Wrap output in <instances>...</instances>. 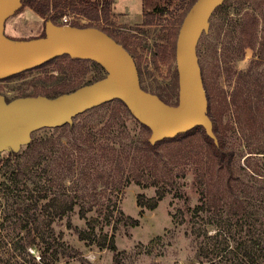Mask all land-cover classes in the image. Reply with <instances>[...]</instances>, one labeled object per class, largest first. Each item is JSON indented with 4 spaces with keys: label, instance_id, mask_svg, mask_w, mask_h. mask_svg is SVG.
Wrapping results in <instances>:
<instances>
[{
    "label": "rangeland",
    "instance_id": "1",
    "mask_svg": "<svg viewBox=\"0 0 264 264\" xmlns=\"http://www.w3.org/2000/svg\"><path fill=\"white\" fill-rule=\"evenodd\" d=\"M189 2L113 0V16L108 22L89 20L70 11L66 15L69 25H100L119 39L134 42L135 46L130 44V47L136 50L138 57L141 56L138 70L142 87L170 103H176L178 71L172 51L175 24ZM160 8L165 11H158ZM250 19L258 22L256 47L246 48L242 54L240 30ZM58 22L62 23L63 18H59ZM44 33L46 25L27 7H21L11 16L4 28V35L14 41L37 38ZM197 49L212 110L222 114L224 124L234 125L235 108L232 103L226 106L225 96H228L227 101L232 102V96L237 95L243 106L241 118L244 129L234 125L236 131H228V143L237 150L235 168L246 185L251 180L248 174H251V169L261 168L264 172L262 157L245 160L252 155L251 151L264 150V105L258 104L259 101L264 102V0H226L211 17L209 31L202 34ZM251 68L250 74L242 79L241 76ZM20 75L3 79L11 87L12 96L25 97L36 93L39 85H33L32 81L44 78V73L38 70ZM103 76L96 68L87 75L86 81ZM115 108V104H104L77 116L72 125L74 130L66 126L51 132L38 130L32 135V141L36 142L33 149L25 147L26 144L12 145L16 157H12L10 166L0 167V264H31L34 256L39 260L45 246L42 243L29 248V253L23 250V236L26 233L23 226L26 224L25 210L28 204L30 214L37 215L50 233V243L46 245L58 248L59 258L53 264H115V252L101 249L99 237L101 234L111 235L118 220L116 244L118 252L122 253L121 264H203L201 262L207 260V255H203L200 249L203 237L199 239L196 235L192 211L201 203V192L205 188L201 175L205 174V184L211 182L216 193L226 187L225 176L216 169L211 170L210 174L209 171L202 172V167L194 160L180 162L175 149L164 145L158 157V166L152 169V173L148 175L146 171V177L132 179L129 185H124L122 175L127 161L124 160L121 167L115 155L132 152L134 147L142 148L138 150L136 162H139L144 156L140 151L144 148L136 145L138 138L135 134L127 136L125 132L123 139H120L123 130L116 122L108 128ZM80 128L93 130L96 141L80 143ZM110 130L111 133L108 132ZM44 138L54 141L40 143ZM115 138L116 143L110 145ZM53 143L55 146H52ZM46 148L71 150L73 155L69 162L72 167L68 169L66 165L62 167L51 159L43 158L44 171L23 174L35 154ZM79 149L83 151L82 154ZM104 150H114L115 153H107V157ZM4 156L1 155L0 161L4 160ZM138 165L135 163L136 168L140 169ZM170 171L175 178L174 184L151 185L154 177ZM127 172L133 173V167L128 168ZM64 176H68L65 182ZM51 180H56V184L49 198L39 201V191ZM62 182L69 196H75L77 203L67 214L58 215L56 212L62 204L58 205V209L46 207L58 191H63ZM254 184L264 188V182ZM158 189L166 190V196L159 205L154 210L142 207L141 202L148 204L151 198L157 197ZM180 210L184 212L182 222L174 218ZM120 211L126 217L137 220L139 225L133 226L131 220L122 222L124 217ZM83 212L85 217H82ZM108 214L110 223L105 219ZM97 218L98 222H95ZM92 226L96 232L94 242L80 239L79 231H89ZM60 243L64 247L60 248ZM70 252H76L78 256L70 257Z\"/></svg>",
    "mask_w": 264,
    "mask_h": 264
},
{
    "label": "trees",
    "instance_id": "2",
    "mask_svg": "<svg viewBox=\"0 0 264 264\" xmlns=\"http://www.w3.org/2000/svg\"><path fill=\"white\" fill-rule=\"evenodd\" d=\"M196 0H190L188 5H186L184 11L180 14L177 23L175 24L174 40H173V58L176 59V44L179 35V31L183 20L193 6ZM112 5L113 0H22V7L30 8L34 13L41 17L44 21V25L48 21H51L57 25H67L62 22L59 23V18H63L68 11L88 18L89 20H103L108 22L112 14ZM160 12L165 10L160 8ZM146 15H151L147 13ZM78 27H97L101 30L108 33L112 36L117 42L122 44L135 58L138 63H140L141 56L138 57L136 50L131 49V46L134 45V42H129L126 39H119L116 35L105 29L100 25L85 24L77 25ZM258 30L257 20L250 19L245 22L240 30L241 35V50L242 54L246 48H255L256 47V36ZM45 36V33L40 36ZM98 69L101 73L106 76L107 72L103 66L99 63L88 60V59H74L69 55H64L59 58H56L40 67H37L33 70H38L44 73V78L39 77L36 80H33V85H39L36 88V93L26 96H38L43 95L48 98H56L60 95L71 93L78 88L86 84H91L99 79L86 81L87 75L92 73L94 69ZM30 70V71H33ZM252 71V68L242 75L241 78H245V75H249ZM26 73V72H25ZM23 73V74H25ZM54 73H56L54 75ZM21 76L16 75L12 78ZM241 80V79H240ZM36 81V82H35ZM240 82V81H239ZM243 84V83H242ZM179 86V84H178ZM242 87V85H241ZM206 88V85H205ZM143 89H145L143 87ZM146 90V89H145ZM147 91V90H146ZM207 91V89H206ZM25 96V97H26ZM207 96L209 99V116L213 121L214 132L218 138V144L210 138L204 127L198 126L192 131L179 135L175 139H165L161 142L152 145L149 141L151 136V130L142 124H140L131 114L127 106L120 100H115L113 102L107 103L106 105L115 104V115L111 118V122L108 126L113 127V123L116 122L118 125L122 126L123 133L122 136H133L137 135L136 145L144 148L140 151L143 153V158L139 159V162H136L138 159V150L142 148L134 147L132 152L125 153L123 155H115L116 162L123 167L124 160L127 162V168L125 173H123L124 185H129L132 179H142L146 177V171L149 172L148 175L152 173V169L158 166V157L161 154L162 146L167 145L175 149L176 158L179 161H185L187 159L194 160L197 165H200L202 172H207L216 169L226 179V187L221 191L216 193L212 188L211 182L205 184L204 178L205 174L201 175L202 185L205 187L202 190L201 203L196 206L192 211V220L194 221V227L196 229V235L200 238L203 237L201 250L203 255H207V260L201 262L203 264H264V188L256 186L254 183L258 184V181L264 182V172L262 173L261 168L251 169V174H249L250 182L246 185L243 183V180L238 176L236 171V159H237V150L230 146L228 143V131H236L234 125H238L242 130L244 129V124L242 122V110L243 106L238 101V96H232V102L227 101L225 96L226 106L232 105L235 108V123L234 125L228 123L227 125L223 123L222 114L220 112H214L212 110V103L210 101V95ZM159 97L168 104L176 105V103H170L164 97ZM261 100V98L259 99ZM263 104L264 102L259 101L258 104ZM74 130L72 125H65ZM65 126L55 129H46L45 131H57L59 129L65 128ZM111 133V130L108 131ZM78 141L80 143H90L95 140L96 137L93 133V130L90 129H81L79 130ZM120 137V136H119ZM53 139L44 138L40 143H48ZM135 140V139H134ZM54 141V140H53ZM118 141V140H117ZM94 142V141H93ZM39 143V144H40ZM52 143V142H51ZM116 143V138L110 141V145ZM36 145V142H30L29 147L33 149ZM55 146V143L52 144ZM195 152L193 153V151ZM107 153H115L114 150ZM79 153L82 154L83 151L79 149ZM250 154L246 157L245 160H251L253 158H260L264 160V150L261 151H251ZM73 152L69 149H49L40 150L39 153L35 154L33 161L25 167L24 173L44 171L42 165V159H51L53 162L60 164L62 167L69 169L71 168V157ZM114 155V154H113ZM263 155V156H259ZM16 157V155H14ZM175 156V155H174ZM108 157V156H107ZM188 160V161H189ZM135 163L140 167L137 169ZM129 164V165H128ZM247 166L250 168V162L248 161ZM133 167L134 172L130 174L127 170ZM245 171V169H243ZM48 173V172H47ZM173 172L164 174L162 176L154 177L151 185L159 186L162 183L174 184ZM208 173V172H207ZM167 176L170 177V180H167ZM68 179V176L63 177V181ZM56 180H51L45 184L43 189L39 191L38 200L48 199L50 191L55 187ZM126 183V184H125ZM139 184L142 182L138 181ZM63 191H58L49 201V204L46 208L54 207L58 209V205L62 204V207L57 210L56 214L64 215L69 211L73 210L76 205L75 196L71 197L68 191L65 189L66 186L62 182ZM166 196V190L158 189L157 197L151 198L148 204L141 202L142 207H149L154 210L159 202ZM23 201V209H24ZM25 210L26 224L23 226L26 230L25 235L23 236V250L29 253V248L41 245L42 252L40 254L39 260H36V257H32L31 264H53L54 260L59 258L58 248L54 246L46 245L50 243L49 232L46 231L44 224L40 221V218L37 215H31L30 205ZM122 217V222L125 220H131L133 226H138L139 222L137 220L126 217L121 211L119 212ZM82 217H85V212L82 213ZM175 220L182 222L184 218V212L180 210L178 214L174 216ZM108 223H110V214L105 218ZM181 219V220H180ZM196 220V221H195ZM98 222V218L95 220ZM118 220L114 227L112 234H101L99 237V245L101 249H109L115 252V264H121L122 253L118 252V247L116 244V232L118 231ZM199 228H196V226ZM71 226V225H70ZM193 227V228H194ZM96 238L95 227L89 231L80 230L79 237L82 240H93ZM60 248L64 247V244H58ZM31 255V254H30ZM70 257H77L76 252H70Z\"/></svg>",
    "mask_w": 264,
    "mask_h": 264
},
{
    "label": "water",
    "instance_id": "3",
    "mask_svg": "<svg viewBox=\"0 0 264 264\" xmlns=\"http://www.w3.org/2000/svg\"><path fill=\"white\" fill-rule=\"evenodd\" d=\"M225 1L196 0L186 14L176 44L178 102L172 105L143 89L135 58L100 28L48 21L43 37L24 41L7 38L5 23L22 7V0H0V80L64 55L95 61L107 72L105 77L56 98L38 95L19 98L7 106L0 103V140L28 144L38 130L73 125L77 116L120 100L140 124L151 130L152 145L198 126L218 144L197 48L202 34L209 31L211 17Z\"/></svg>",
    "mask_w": 264,
    "mask_h": 264
},
{
    "label": "flooded vegetation",
    "instance_id": "4",
    "mask_svg": "<svg viewBox=\"0 0 264 264\" xmlns=\"http://www.w3.org/2000/svg\"><path fill=\"white\" fill-rule=\"evenodd\" d=\"M28 9L31 10L30 8H28ZM12 93H13V91L11 90V87L7 86V82L4 80H0V103L7 106V105H10L15 100H17L19 98H23V97H19V96H12ZM26 97H28V96H26ZM1 122H2V119L0 117V123ZM32 135H33V133H32ZM32 135H31V141L30 142H32V140H33ZM29 143L26 144L25 147H28ZM13 144H16L18 146H22L23 141L15 142V141H12L9 139H3L2 141L0 140V158H1L2 154L5 155L4 160L0 161V167L10 166L12 157L15 155L14 154L15 152L12 151V145Z\"/></svg>",
    "mask_w": 264,
    "mask_h": 264
},
{
    "label": "built area",
    "instance_id": "5",
    "mask_svg": "<svg viewBox=\"0 0 264 264\" xmlns=\"http://www.w3.org/2000/svg\"><path fill=\"white\" fill-rule=\"evenodd\" d=\"M63 22L66 23L67 25H69V20H68V18H67V15H65V16L63 17Z\"/></svg>",
    "mask_w": 264,
    "mask_h": 264
},
{
    "label": "crops",
    "instance_id": "6",
    "mask_svg": "<svg viewBox=\"0 0 264 264\" xmlns=\"http://www.w3.org/2000/svg\"><path fill=\"white\" fill-rule=\"evenodd\" d=\"M40 18V17H39ZM42 21H43V19L42 18H40ZM44 22V21H43Z\"/></svg>",
    "mask_w": 264,
    "mask_h": 264
}]
</instances>
